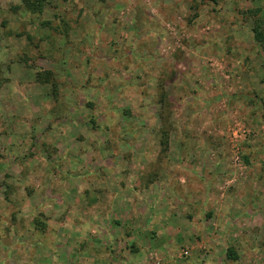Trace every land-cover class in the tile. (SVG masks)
<instances>
[{
  "label": "rangeland",
  "instance_id": "1",
  "mask_svg": "<svg viewBox=\"0 0 264 264\" xmlns=\"http://www.w3.org/2000/svg\"><path fill=\"white\" fill-rule=\"evenodd\" d=\"M258 20L264 0H0V264H264Z\"/></svg>",
  "mask_w": 264,
  "mask_h": 264
},
{
  "label": "trees",
  "instance_id": "2",
  "mask_svg": "<svg viewBox=\"0 0 264 264\" xmlns=\"http://www.w3.org/2000/svg\"><path fill=\"white\" fill-rule=\"evenodd\" d=\"M23 4V7L28 11H41L42 6L45 1L47 0H20ZM252 37L253 40L264 50V26L261 25V20H258L252 27ZM264 72V68H263ZM43 73V72H42ZM50 71L46 70L43 73V76L41 77L40 73L37 72L36 76L41 80H47V77L49 75ZM161 143H164V146L166 145L165 141L162 140ZM226 250V256L227 257H235L236 254L231 246H227L225 248Z\"/></svg>",
  "mask_w": 264,
  "mask_h": 264
}]
</instances>
